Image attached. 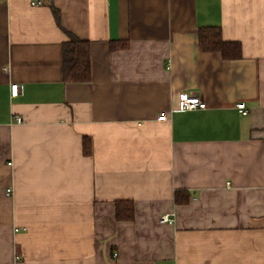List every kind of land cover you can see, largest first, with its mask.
Here are the masks:
<instances>
[{
  "label": "crops",
  "instance_id": "crops-1",
  "mask_svg": "<svg viewBox=\"0 0 264 264\" xmlns=\"http://www.w3.org/2000/svg\"><path fill=\"white\" fill-rule=\"evenodd\" d=\"M40 1L0 0V264H264V0Z\"/></svg>",
  "mask_w": 264,
  "mask_h": 264
},
{
  "label": "trees",
  "instance_id": "trees-1",
  "mask_svg": "<svg viewBox=\"0 0 264 264\" xmlns=\"http://www.w3.org/2000/svg\"><path fill=\"white\" fill-rule=\"evenodd\" d=\"M50 8L59 22V12L51 4ZM64 30V29H63ZM68 39L62 43V76L64 81H87L90 78L89 42L76 37L74 34L64 30ZM198 43L202 50L219 51L224 58H237L240 55V44L236 41L224 40L219 27L207 26L198 30ZM112 44L111 48H116ZM121 46H125L121 44ZM84 152H89L87 147ZM176 200L178 197L176 196ZM116 217L118 219H131L133 209L131 204L125 201L115 203Z\"/></svg>",
  "mask_w": 264,
  "mask_h": 264
},
{
  "label": "built area",
  "instance_id": "built-area-1",
  "mask_svg": "<svg viewBox=\"0 0 264 264\" xmlns=\"http://www.w3.org/2000/svg\"><path fill=\"white\" fill-rule=\"evenodd\" d=\"M33 3L34 4H40L41 1L40 0H34ZM9 89H10V95L11 96H16L18 94V92H19L18 83H11L10 86H9ZM177 106H178V109H180V110H191V109L197 108V107L198 108H204L205 107V102L202 99H200L197 95H189L186 92H181L179 94V97H178ZM235 108L242 115H245V114L248 113V107L246 106L245 102H243V101L237 102L235 104ZM165 118H166L165 114H160V115L157 116L158 120H163ZM15 119L18 122L21 121L20 117H16ZM263 119H264V117H263ZM6 192L9 193L10 189L7 188ZM161 221L167 222V223H172L173 219L170 218L167 215H164V216H162Z\"/></svg>",
  "mask_w": 264,
  "mask_h": 264
}]
</instances>
